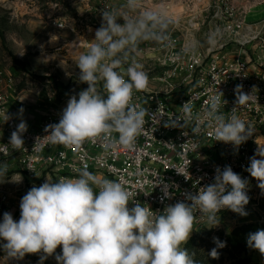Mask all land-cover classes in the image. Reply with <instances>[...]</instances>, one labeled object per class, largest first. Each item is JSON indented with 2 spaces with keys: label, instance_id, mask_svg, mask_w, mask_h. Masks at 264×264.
<instances>
[{
  "label": "clouds",
  "instance_id": "obj_1",
  "mask_svg": "<svg viewBox=\"0 0 264 264\" xmlns=\"http://www.w3.org/2000/svg\"><path fill=\"white\" fill-rule=\"evenodd\" d=\"M126 6L138 15L132 17L109 10L102 13L95 39L89 41L86 51L76 60L79 80L88 87L78 93V98L70 97L59 122L47 125L44 129L47 135L41 139L74 152H79L85 142L97 140L129 151L135 148L149 113L132 102L133 95L148 88L149 77L139 63H131L123 73L119 69L141 42L167 39L165 32L172 20L163 5L145 7L142 0H127ZM121 20L122 23L118 22ZM100 82L103 95L97 88ZM241 89L242 85L236 86V103L243 106L252 96ZM225 103L221 92L210 96L204 117L213 122L210 127L214 129L215 141L239 147L255 131L235 114V108L226 117L220 111ZM181 109L185 124L192 119L189 101ZM23 111L21 108L20 112ZM195 119L194 133L199 131L200 117ZM179 121L177 117L169 123L173 127L181 126ZM27 127L21 120L11 133L9 144L14 149L24 147L22 135ZM113 134H118V139ZM257 145L256 155L261 159L252 157L247 171L264 190V145ZM215 171L213 183L200 188L195 195L186 194L190 204L176 202L166 206L162 213L139 202L130 208L131 194L121 182L100 179L87 168L79 170L78 178L62 177L57 182L47 178L22 197L18 221L11 213L4 212L0 222V239L4 243L0 248L5 256L0 264H7L9 259L22 260L26 254H40L38 264H43L58 247L62 254L55 255L57 264H197L183 247L193 232L194 210L215 226L222 209L248 215L247 180L231 166L223 170L217 167ZM6 172L7 166H0V176ZM15 175L17 178L11 181L20 183L21 175ZM164 197L171 198L166 188ZM213 242L218 248L225 246L219 238L214 237ZM247 244L264 256V230L250 233ZM209 255L218 259L217 248Z\"/></svg>",
  "mask_w": 264,
  "mask_h": 264
},
{
  "label": "built area",
  "instance_id": "obj_2",
  "mask_svg": "<svg viewBox=\"0 0 264 264\" xmlns=\"http://www.w3.org/2000/svg\"><path fill=\"white\" fill-rule=\"evenodd\" d=\"M237 12L229 0H217L209 9L211 19L207 28L203 29L198 18L193 20L195 23L191 28L199 32V38L180 45L171 35L166 36L162 45L164 55L160 56L158 66L143 70L149 77L148 88L133 95L132 102L146 108L149 115L145 118L144 131L131 151L97 140L85 142L79 152H74L71 148L41 139L47 135L45 127L58 123L63 110L44 113L34 123L25 121L19 113V100L15 98L16 79L0 70V131L3 136L0 166H7L0 181L12 182L11 179L17 178L15 174H20L22 181L12 182L13 195L20 200L33 186L38 187L44 178H51L54 182L62 177L78 178L79 170L87 168L100 179L121 182L131 194L130 208L139 202L162 213L166 206L176 202L190 204L186 194L195 195L200 188L213 183L217 167L223 170L225 166H231L248 182L250 201L245 206L247 211L252 202H259L263 193L259 181L247 169L252 157L259 159L257 140L264 135V29L247 24L237 17ZM54 26L58 30L65 28L60 21ZM128 66H121L119 71L125 72ZM237 85H242V92L252 96L246 105L236 103ZM85 86L88 87L86 83ZM152 87L156 89L152 90ZM97 88L103 95L102 82ZM80 91L76 90L74 94L77 98ZM219 92L226 101L220 111L227 117L235 108V114L255 131L239 147L215 141L214 129L210 127L213 122L204 117L209 97ZM68 100L67 96L61 99L65 107ZM188 101L192 119L184 124L181 107ZM198 116L199 131L194 133L192 130L197 125L195 118ZM177 117L181 126H171L169 122ZM21 120L28 127L22 135L24 147L17 150L9 141ZM113 135L118 139V134ZM165 188L171 198L164 197ZM10 197L0 189L1 222L4 212H11L7 207ZM229 211L222 209L218 219ZM194 214L193 232L211 226L198 210H194ZM13 218L19 220L20 208ZM57 254H62L60 247L47 264H57ZM19 264L31 263L22 259Z\"/></svg>",
  "mask_w": 264,
  "mask_h": 264
},
{
  "label": "rangeland",
  "instance_id": "obj_3",
  "mask_svg": "<svg viewBox=\"0 0 264 264\" xmlns=\"http://www.w3.org/2000/svg\"><path fill=\"white\" fill-rule=\"evenodd\" d=\"M216 1L142 0L145 7L163 5L168 10L172 23L165 35H171L180 45L199 38V32L191 28L193 20L198 18L203 29L207 28L211 19L209 9ZM229 1L238 9V18L264 29V0ZM126 3L127 0H0V70L16 79L15 98L19 100V113L25 121L34 123L44 113L62 111L65 108L61 102L63 97L70 99L76 90L86 89L85 83L79 80L77 57L86 51L89 41L95 39L105 10L132 17L138 15V12H131ZM58 21L65 24L63 30L55 28L54 23ZM198 43L204 45L202 41ZM162 45L163 41L141 42L122 66L135 62L142 65V70L155 69L160 56L164 55ZM21 108L24 109L22 113ZM257 141L264 145V135ZM46 179H42L39 186ZM246 212L247 216H239L230 210L218 225L192 232L183 247L197 264H264V256L257 250L236 247L231 241L238 228L264 222V190L259 202H252ZM214 237L225 246L218 248ZM213 248H217L218 259L209 255ZM4 256L0 248V261ZM23 259L38 264L40 254H26ZM11 260L7 264H14ZM49 260L50 257L43 264Z\"/></svg>",
  "mask_w": 264,
  "mask_h": 264
},
{
  "label": "trees",
  "instance_id": "obj_4",
  "mask_svg": "<svg viewBox=\"0 0 264 264\" xmlns=\"http://www.w3.org/2000/svg\"><path fill=\"white\" fill-rule=\"evenodd\" d=\"M257 230H264V222H259L251 225H244L238 228L232 235L231 241L236 247H243L245 249H252L247 244L248 235Z\"/></svg>",
  "mask_w": 264,
  "mask_h": 264
},
{
  "label": "crops",
  "instance_id": "obj_5",
  "mask_svg": "<svg viewBox=\"0 0 264 264\" xmlns=\"http://www.w3.org/2000/svg\"><path fill=\"white\" fill-rule=\"evenodd\" d=\"M2 139H3V136H2V133L0 131V141ZM0 189H3L5 192H7L8 194L11 195L10 201H9L7 207L11 208L10 213L12 214V216L13 217L16 216L17 212H18V208H20L19 205H20L21 199L19 200V198L16 195H13V192L15 191V189H14V186L12 185V182L0 181Z\"/></svg>",
  "mask_w": 264,
  "mask_h": 264
},
{
  "label": "bare ground",
  "instance_id": "obj_6",
  "mask_svg": "<svg viewBox=\"0 0 264 264\" xmlns=\"http://www.w3.org/2000/svg\"><path fill=\"white\" fill-rule=\"evenodd\" d=\"M11 260V259H10ZM14 264H19L20 262H22V260H15V259H12L11 260ZM8 262V261H7ZM11 263V262H10ZM12 264V263H11Z\"/></svg>",
  "mask_w": 264,
  "mask_h": 264
}]
</instances>
